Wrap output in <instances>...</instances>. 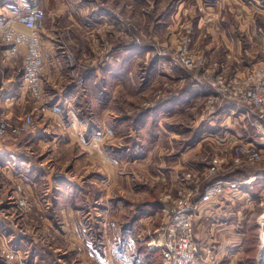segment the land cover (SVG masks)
<instances>
[{"label": "rangeland", "instance_id": "obj_1", "mask_svg": "<svg viewBox=\"0 0 264 264\" xmlns=\"http://www.w3.org/2000/svg\"><path fill=\"white\" fill-rule=\"evenodd\" d=\"M162 1L167 0H133L129 15L112 8L110 17L97 22L96 27L86 28L84 38L75 23H61L63 27L57 29L55 39L64 56L56 52L53 60L64 65V72L52 77L42 73L44 93L39 99L23 88L19 95L23 98L18 103H0V118L8 123L0 136V264H105L94 261L103 255L101 239L105 241L110 234L106 227L103 233L100 218L108 208L107 220L116 214L112 208L116 200L122 211L129 208L128 203L137 209L144 202L157 200L162 222V210L172 205L181 176L192 172L204 177V169L196 172L191 168L197 162L208 164L214 157L226 160V165L206 177L202 185L219 175L247 177L264 170V150L258 160L241 158L240 163H233L237 144L264 142V135L258 132L262 128L256 127L254 120H261V126L264 115L242 106V118L232 116V129H238L244 138L229 148L206 134L201 136L209 122L221 117L222 101L209 100L208 94L174 111H162L163 102L181 98L195 88L190 76L197 71L176 67L158 55L164 49L174 54L180 43L190 38V49L207 57L204 67L215 69L218 65L226 74H243L264 65L263 45L255 41L251 44L247 38L253 35V28H264V18L255 6H248L249 0L245 2L249 8L246 10H237L236 6L227 10L219 4L210 12L201 11L203 31L218 21V30L213 27V31L220 33L229 22L232 35L241 38V57L211 59L204 46H191L193 26L188 9L174 31L172 21L157 23L158 17L165 14L160 8ZM100 4L107 8L105 3ZM47 16L44 11L43 28ZM121 23H125L126 31L119 26ZM1 35L0 31V83L8 81L9 87L21 81L22 58L17 56L11 63L4 58L6 43ZM120 43L132 47L134 53L127 60L126 72L117 75L116 83L108 84L110 75L102 70L121 62V57L115 55L121 49ZM249 45L257 50L256 54H247ZM105 99L108 103L103 104ZM26 115L32 116L34 125L20 133L13 132ZM194 141L200 146L189 152L186 145L195 147ZM108 162L112 166H105ZM257 187L256 193H264V186ZM232 195L212 200L210 213L203 225L197 226L196 233H206L205 241H217L220 237L216 228L226 218L237 217L232 213L240 212L246 223L243 245L240 250L214 251L213 263L200 252V264H264V196L248 204L245 199L231 203L227 197ZM227 201L230 204L226 205ZM222 203L228 208H221ZM73 219L82 226L79 236L71 228ZM159 261L155 256L154 264Z\"/></svg>", "mask_w": 264, "mask_h": 264}, {"label": "crops", "instance_id": "obj_2", "mask_svg": "<svg viewBox=\"0 0 264 264\" xmlns=\"http://www.w3.org/2000/svg\"><path fill=\"white\" fill-rule=\"evenodd\" d=\"M99 1L105 3L107 8H105L104 6L102 7L98 0H0V27H4L5 25L10 24L14 15L22 11L27 5H32L33 3L39 5L43 9V11L47 12L48 15L46 19L47 24L44 26V28L42 27L43 29H41L40 33L41 51L45 62L44 73L46 72V74L51 75V77L52 75H60L64 72V65L62 66L60 62L56 63L53 59L58 55H56V52H60L59 54L64 56V54L61 53L62 51H59L60 48L57 47L58 41H56L55 39L57 29L63 27L61 23L68 22L69 25L75 23L77 26H79L80 31L83 32L84 38L85 35H87L86 28H88V26L92 28L96 27L98 23L103 22L106 17H110L112 15V8H120V10L128 15L133 11V0ZM245 2L246 0H172L171 2L170 0H167L166 2L162 1L160 8L161 10H165V14L158 17L157 23L163 25L168 21L169 23L172 21L173 24L171 27V31H174L177 23L181 22L186 16V10L188 9L191 13L190 23H192L193 26V38L191 44L192 48L198 49L199 47L204 46L208 57L211 59L215 58L216 56H219V58L222 60L231 58L230 56H232V58L238 59L242 55V43L241 38L232 35L233 27H231V29L228 28L229 25L231 26V24H229V22L225 23L227 28L221 30L222 32L220 33H216L213 31V27L218 30L219 23L217 21L216 23H213L210 28L207 27L206 30L203 31L202 28L204 19L201 16V11H204L206 13L210 12L213 9L217 8L219 4H221V7L223 8L226 7L227 10L233 9L232 7L234 6H236L237 10L249 9L246 6L247 4ZM247 3L249 7L255 6V9L258 10V14H260L264 18V0H249L247 1ZM162 19H164L165 21H162ZM119 26L122 28L124 27V31H126L125 23H121L119 24ZM204 32L205 35H203ZM203 37H205V40L203 39ZM247 38L251 42V44L253 43V41L260 42L264 47V28H257L256 30L255 28H253V35L247 36ZM120 46L121 49L119 50V53L114 54L116 56L118 54V56L121 57V62L119 64H117V62L110 64L104 67L102 70L104 73L110 75L108 84L116 83L115 79L117 75H121L126 72L127 60L134 53L132 47H123L122 43H120ZM249 50L250 52L247 53L249 54V56L256 54L254 52H256L257 50L253 47V45H249ZM22 51L24 53L25 49H22ZM155 68L157 69V66ZM158 68L160 70V67ZM9 69L11 68L9 67ZM111 77H114L113 81L110 80ZM19 78H21L20 83H12L11 85H9V87L6 86L8 82L6 81L4 85L5 96L1 102L2 104H8L9 102H12V100L18 103L23 98V96H19L23 92L22 72H20ZM208 94L209 89L206 86L195 87L193 90H187V94H183V97L181 98L180 96L173 97L170 100L163 102V104L161 105L163 109L162 111L169 112L171 111V109L174 111L182 104L193 101L195 99H203ZM109 96L107 97L110 99L111 97ZM15 97L16 100L13 99ZM106 100L107 99H105L102 103H108V101ZM222 112L223 113L221 117H219V119H216L215 121L212 120V123H207V128L201 132V136L210 134V138L215 139V142L229 148L230 145L244 138V136L238 131V129H232V118L235 117L233 115L236 114L237 118H242L243 114L240 115L241 109L234 104L224 105ZM138 118H140L139 115L137 116L136 121H138ZM254 120L256 124L255 126H259L262 128L261 132L260 130H258L259 135H264V124L260 126L259 124L261 120H256V118ZM81 126L84 127L83 124H81ZM194 142L195 147L191 148V146H188L189 144L186 145L187 148L190 147L191 149L189 150V152L198 149V147L200 146V142ZM215 142L213 141V143ZM183 151L187 152V150ZM206 165L207 162L205 163L201 161L194 164L191 168H193V171L199 172V170L204 169ZM105 166L110 167L112 165L110 162H108V165ZM236 180L242 182V185L240 187L242 191L241 193L240 191L234 193L232 197H227V200L230 199L231 203L245 199V201H247L246 203L249 204V201L252 200V202H254L255 199L260 198V196H264V193L258 194L255 191V188L257 186H264V170H258L249 175L247 174V177L243 175L240 177V179ZM95 200H97V198L94 199L93 205H96ZM212 203H214V201L212 200L209 202H198L197 208L195 210L194 236L197 244L200 247V252L204 253L207 248H212L215 252L216 250L222 251V253L227 250H240L243 245V236L245 233L246 224L243 219V215H241L240 212L232 213L237 217H232V219L229 220L226 218V221L221 222L220 227L216 228L217 235L220 237L219 239H217V241H205V239L207 238L206 233L202 232L204 233V235L201 236L200 234L196 233V229H198L197 226L203 225L204 220L210 213ZM158 204L160 205L157 200H154L152 202H144L143 205H140V207H138L137 209H133V207H131L133 204L130 206V204L128 203L127 206L129 208H127L126 211H122L123 208L119 207L120 205H118V201L116 200L113 204L115 206L112 205L116 216L114 215L110 217L109 215V220H107V218L105 217L106 213H108L107 211L110 210L107 206L108 210L104 211V217L101 216L100 219L102 221V224L104 223L102 226L104 227L103 233H105L104 230L106 227L110 234L108 238L105 239V241H103L104 238L101 239V243L104 247V251L102 253L103 255L100 256L98 260L95 259L94 261L105 264H154L155 256H158L160 259L159 264H161V236L157 231L161 223L159 221L161 210L159 211ZM228 204H230V201H227L226 205ZM221 208H228V206L225 207V204L222 203ZM88 213H91V210H89ZM73 221L74 222L72 224V227H70L73 228L79 236L78 231L82 226L75 219H73ZM212 232L213 231L211 230L210 234H212ZM76 243L78 244V242Z\"/></svg>", "mask_w": 264, "mask_h": 264}, {"label": "built area", "instance_id": "obj_3", "mask_svg": "<svg viewBox=\"0 0 264 264\" xmlns=\"http://www.w3.org/2000/svg\"><path fill=\"white\" fill-rule=\"evenodd\" d=\"M43 21V9L33 3L16 13L10 24L0 28L2 41L6 43L3 49L4 58L11 63L13 58L22 57V87L36 99L42 97L45 82L42 76L45 62L41 51L40 34ZM190 43V38L184 39L174 54L164 49L158 55L163 59H169L176 67L197 71L190 76L191 85L206 86L210 95L208 99L222 101L220 102L222 109L226 104H234L239 108L246 106L253 109L259 116L264 115V65L250 68L243 74H226L223 66L215 65V69L211 66L204 67L208 63L206 55L191 50ZM22 49H25L24 53ZM4 84L0 83V103L5 96ZM213 118L214 116L211 117ZM33 125L32 116L26 115L21 125L13 128V132L20 133ZM7 127L8 123L0 118V136L5 133ZM263 150L264 143L237 144L233 163H240L241 158L258 160ZM225 165L224 157H214L205 166L202 173L204 177L201 178V175L192 172H186L181 176L175 199L171 206L163 208V219L157 229L161 236V264H200V247L194 236L197 203L209 202L220 195L237 193L242 184L236 179H213L202 185L206 177L221 170ZM261 220L264 223V209ZM204 257L213 263L214 250L207 248Z\"/></svg>", "mask_w": 264, "mask_h": 264}, {"label": "trees", "instance_id": "obj_4", "mask_svg": "<svg viewBox=\"0 0 264 264\" xmlns=\"http://www.w3.org/2000/svg\"><path fill=\"white\" fill-rule=\"evenodd\" d=\"M241 176H237L236 174H232V173H229V174H224V175H219L217 176V178L215 179H223V180H227V179H240Z\"/></svg>", "mask_w": 264, "mask_h": 264}, {"label": "bare ground", "instance_id": "obj_5", "mask_svg": "<svg viewBox=\"0 0 264 264\" xmlns=\"http://www.w3.org/2000/svg\"><path fill=\"white\" fill-rule=\"evenodd\" d=\"M261 243L262 246L264 247V230L261 232Z\"/></svg>", "mask_w": 264, "mask_h": 264}]
</instances>
